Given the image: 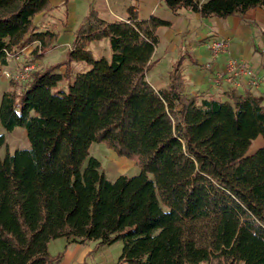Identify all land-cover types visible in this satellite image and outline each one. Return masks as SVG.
I'll return each mask as SVG.
<instances>
[{
	"label": "trees",
	"instance_id": "obj_1",
	"mask_svg": "<svg viewBox=\"0 0 264 264\" xmlns=\"http://www.w3.org/2000/svg\"><path fill=\"white\" fill-rule=\"evenodd\" d=\"M164 2L202 17L264 9V0ZM50 8V0H0V68L32 42L50 48L56 34L33 22ZM128 11L107 21L91 8L64 60L3 92L1 125L26 128L31 146L0 157V264H53L57 238L122 240L118 264H264V145L248 153L264 138L263 101L237 88L227 99L189 95L182 61L165 87H153L157 29L171 22ZM105 38L111 58L96 59L87 45ZM74 63L91 69L75 74ZM6 141L0 133V147ZM93 142L141 172L109 180Z\"/></svg>",
	"mask_w": 264,
	"mask_h": 264
},
{
	"label": "rangeland",
	"instance_id": "obj_2",
	"mask_svg": "<svg viewBox=\"0 0 264 264\" xmlns=\"http://www.w3.org/2000/svg\"><path fill=\"white\" fill-rule=\"evenodd\" d=\"M130 6L138 7L140 18H148L151 14H155L170 19L172 13H174L164 0H68V2L62 0L57 7L51 5L50 9L44 11H50L46 14L45 24L56 33V37L48 40L49 47L54 48V51H56L53 52V57L45 60V57L52 55L51 52L45 51L41 43L35 41L20 50L19 56L11 59V64L6 69L15 72L17 67H21L25 63H34L36 69H38L64 60L67 51L73 44L76 29L91 8L95 9L101 18L113 21L111 8L128 14ZM261 13L263 17L259 14L248 15V20L252 18L251 22L242 20V16L238 14L225 18L218 16L203 17V22H195L194 26L189 29L185 28L180 20L175 26H160L157 29L159 41L154 54L155 64L147 72L148 80L156 85L167 81L170 79V71L179 61H182L186 72L195 74L200 71L205 74L206 71H203L202 63L207 61L206 55L203 57L197 55L196 52L201 40L209 34L217 36L216 39L229 38V49L223 55L229 58H244L250 64L263 63L264 34L262 31H264V11L262 10ZM33 22L36 25L41 24L42 16L37 14ZM66 42L69 44H66ZM59 43L60 45L57 46L56 44ZM259 47L263 49V52ZM88 49L93 52L96 59L103 56L110 59L112 55L108 38L91 41L88 44ZM41 50H44L43 54H41ZM220 55L214 59L209 52L207 54L208 59L215 62L220 59ZM224 66L225 64L217 67L216 71L223 70ZM90 69L91 65L89 64L74 63L75 74L84 73ZM63 70L64 68H61L60 71ZM24 84L0 72V100L7 87L19 91ZM228 87L229 89L235 88L231 85H228ZM238 90L241 91L242 89ZM223 92L225 93V90ZM0 133H4L7 139L6 143L0 147L1 158H4L8 152L13 153L17 149L30 148L31 146L27 130L24 127L6 131L0 123ZM263 145L264 138L262 136L257 137L253 140L248 153H254ZM89 152L91 156L99 159L101 170L105 171L107 178L111 181H115L120 175L134 176L141 172V168L133 160L119 156L104 142H93ZM149 175L153 177L152 174ZM122 249V240L105 245H98L96 240L88 241L85 244L73 243L67 245L65 238H57L51 240L48 246L50 256L55 259L53 264H118Z\"/></svg>",
	"mask_w": 264,
	"mask_h": 264
},
{
	"label": "crops",
	"instance_id": "obj_3",
	"mask_svg": "<svg viewBox=\"0 0 264 264\" xmlns=\"http://www.w3.org/2000/svg\"><path fill=\"white\" fill-rule=\"evenodd\" d=\"M61 1L62 0H50L51 5L53 7H57ZM136 9H137V13H138L139 12L138 7H136ZM262 10L264 11V9L262 7H256V8L249 9L245 13L240 14V15L242 16V20H246V22H251L252 18L248 20L247 16L250 14L261 15ZM48 12H50V11H48ZM48 12H44V13L39 14V16L40 15L42 16V23L37 24V26L39 27V30H41V31H46V30L53 31V30L49 29L48 25L45 24L46 23L45 18H46V14ZM111 15H112L114 20L115 19L125 20L128 18L127 13L119 12V11L112 9V8H111ZM138 16H139V14H138ZM171 16H172V18H170V19L164 18V19L169 20L171 22V26H175L176 23L180 20V22L183 24V26L185 28H188V29L190 27H193L195 22H203V20H204L203 17L199 13L194 12L190 9H186V8L179 9V11L177 13H172ZM261 17H263V15H261ZM208 18H212V16L208 17ZM44 26H46V27H44ZM46 28H48V29H46ZM262 32L264 34V31H262ZM216 37L217 36H215L214 34H209L206 37H204L201 40V43H200V45L197 49V52H196L197 55H202L203 57H205V55H206L207 61L202 63V69H203V71H206V73H205V74H207L206 76H205V74L201 73L200 71H198V72L196 71L197 73H195V74L194 73H188V72H186V68L183 66V72H184L185 79H186V84H185L184 90L189 95L201 94V95H205L207 97L227 99V96L223 91L224 90L226 91L229 87L227 85H221L220 87H216L215 85L212 84V78H213L214 72L216 71V69H218L217 67H221L222 65H224L229 57L221 54L219 57L220 59H218L217 62H215V61H210L208 59V56H207V54L209 52L208 44L210 43V41L212 39H216ZM225 39L228 40V49H229L230 40L228 37ZM66 44H69V43L66 42ZM56 45L58 46V45H60V43L56 44ZM259 49H262V48L259 47ZM47 52H51L52 55L45 57V60L53 57V55H54L53 52H56V51H54V48L53 49L50 48L47 50ZM262 52H263V49H262ZM10 64H11V62H10ZM10 64L8 66H10ZM250 65L253 68L255 74L261 79L260 86L257 88H249L248 86L246 88L238 87L237 89H242V90L249 89V90H251V92L254 95H256L257 97H259L264 103V61L261 64L255 62V63H251ZM199 72H200V74H199ZM246 81L247 80H245L244 83H246ZM149 82L151 83V85L153 87L161 88V87H165L169 83V79L167 81L162 82V84H160V85H156L153 82H151L150 80H149ZM6 90H11V88L9 89L7 87ZM70 244H73V243H67V245H70Z\"/></svg>",
	"mask_w": 264,
	"mask_h": 264
},
{
	"label": "built area",
	"instance_id": "obj_4",
	"mask_svg": "<svg viewBox=\"0 0 264 264\" xmlns=\"http://www.w3.org/2000/svg\"><path fill=\"white\" fill-rule=\"evenodd\" d=\"M71 48V46H70ZM209 53L215 59L218 55L228 51V41L226 39H212L208 44ZM11 59H15V56L8 53ZM19 56V55H16ZM7 66L1 67L0 72L5 76L18 80L19 82L27 83L32 80V72L36 69L34 63H25L21 67H17L15 72L6 69ZM246 83H244V81ZM261 79L255 74L250 63L244 58H229L225 62L223 70L215 71L212 84L216 87L221 85H231L235 88H257L260 86Z\"/></svg>",
	"mask_w": 264,
	"mask_h": 264
}]
</instances>
